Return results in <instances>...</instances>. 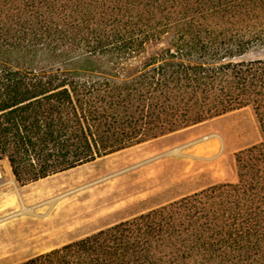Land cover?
<instances>
[{"label":"trees","instance_id":"trees-1","mask_svg":"<svg viewBox=\"0 0 264 264\" xmlns=\"http://www.w3.org/2000/svg\"><path fill=\"white\" fill-rule=\"evenodd\" d=\"M167 46L146 55L149 43ZM264 0H0V161L20 185L250 107L211 185L17 264H264Z\"/></svg>","mask_w":264,"mask_h":264},{"label":"rangeland","instance_id":"rangeland-1","mask_svg":"<svg viewBox=\"0 0 264 264\" xmlns=\"http://www.w3.org/2000/svg\"><path fill=\"white\" fill-rule=\"evenodd\" d=\"M167 42L149 43L146 55ZM263 58L264 42L233 61ZM211 133L222 140H200ZM260 139L253 111L244 107L25 185L15 181L7 161L1 160L0 219L22 205L35 208L32 215L0 221V264L20 263L211 185L235 183V154ZM186 144V156L165 153ZM79 170L88 177L77 184L54 192L38 187L43 180ZM58 195L62 197L52 206L44 203Z\"/></svg>","mask_w":264,"mask_h":264},{"label":"bare ground","instance_id":"bare-ground-1","mask_svg":"<svg viewBox=\"0 0 264 264\" xmlns=\"http://www.w3.org/2000/svg\"><path fill=\"white\" fill-rule=\"evenodd\" d=\"M213 137L219 139L220 141L222 140V138L217 133H211V134L205 135L202 138H200V140H205V139H209V138H213ZM187 146H188L187 144L186 145H178V146H175V147L169 149L165 153L170 154V155H174V156H181V157L186 156V154L183 152V149H185V147H187ZM215 148H216V143L214 145L213 150H215ZM86 174L87 173L84 170H79V171H76L72 174L56 176V178H54V179L43 180L44 182H42L38 187H40L42 192H54L59 188L69 186L71 184H77V183L81 182L82 180H84L88 177V175H86ZM61 197H62V195L55 196V197L49 199L48 201H46L44 203H47L50 206H52ZM34 208L35 207H25L22 205L21 208L19 210H17L15 213H11V214L6 215L4 218L0 219V221H3L6 218H9V217H11L13 215H17V214L32 215Z\"/></svg>","mask_w":264,"mask_h":264}]
</instances>
